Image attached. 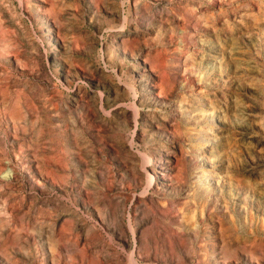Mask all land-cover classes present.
<instances>
[{"label": "rangeland", "instance_id": "374dc122", "mask_svg": "<svg viewBox=\"0 0 264 264\" xmlns=\"http://www.w3.org/2000/svg\"><path fill=\"white\" fill-rule=\"evenodd\" d=\"M0 264H264V0H0Z\"/></svg>", "mask_w": 264, "mask_h": 264}, {"label": "bare ground", "instance_id": "6f19581e", "mask_svg": "<svg viewBox=\"0 0 264 264\" xmlns=\"http://www.w3.org/2000/svg\"><path fill=\"white\" fill-rule=\"evenodd\" d=\"M117 19V18H116ZM141 22V21H140ZM31 25V24H30ZM2 27V26H1ZM122 31L124 30V28H122L121 29ZM204 41V40H203ZM117 42V40L115 39L114 41H113V43H116ZM121 44V43H120ZM78 48V47H77ZM105 48V47H104ZM116 71V70H115ZM15 73V72H14ZM75 75V74H74ZM143 76V75H142ZM70 78V77H69ZM140 84V83H139ZM150 85V84H149ZM74 86V85H73ZM88 88V87H87ZM93 89V88H92ZM75 93V92H74ZM105 99V98H104ZM106 100V99H105ZM139 113V112H138ZM96 131V130H95ZM176 138V137H175ZM101 156V155H100ZM188 157V156H187ZM125 164V163H124ZM110 173V172H109ZM151 177V176H150ZM117 178V177H116ZM148 185V184H147ZM3 186V185H2ZM149 186V185H148ZM147 187V186H146ZM143 188V187H142ZM175 191V190H174ZM159 195V194H158ZM254 202V201H253ZM246 207V206H245ZM125 216V215H124ZM78 223V222H77ZM108 223V222H107ZM116 224V223H115ZM146 225V224H145ZM157 233V232H156ZM153 237V236H152ZM108 238V237H107ZM146 240V239H145ZM81 246V245H80ZM145 246V245H144ZM144 250V249H143ZM183 254V253H182ZM211 255V254H210ZM153 256H154V254H153ZM201 258V257H200ZM203 259V258H202Z\"/></svg>", "mask_w": 264, "mask_h": 264}]
</instances>
